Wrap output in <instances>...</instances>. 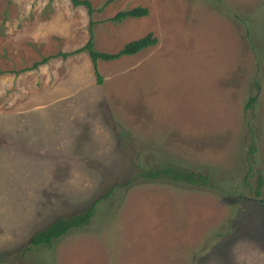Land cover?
<instances>
[{"label": "rangeland", "instance_id": "rangeland-1", "mask_svg": "<svg viewBox=\"0 0 264 264\" xmlns=\"http://www.w3.org/2000/svg\"><path fill=\"white\" fill-rule=\"evenodd\" d=\"M88 1L0 0V264H264V0ZM160 162L207 182L136 175Z\"/></svg>", "mask_w": 264, "mask_h": 264}, {"label": "trees", "instance_id": "trees-1", "mask_svg": "<svg viewBox=\"0 0 264 264\" xmlns=\"http://www.w3.org/2000/svg\"><path fill=\"white\" fill-rule=\"evenodd\" d=\"M73 5H83L87 8L88 12H91V6L88 0H70ZM147 10L145 7L142 6H134L128 9H121L117 10L110 19L112 20H118L126 16H141L146 14ZM155 38L152 36L150 32L145 33L142 36H139L137 38L131 39L126 41L122 44L121 47H119L117 50L113 52H107V51H98L93 48H91L89 42H87L82 47L87 48V53L89 54V57L92 62H94L97 58L101 59H113L117 58L121 54H131L134 53L144 47H147L148 45H151L154 43ZM76 50H73L75 52ZM67 53L71 52H62V56L67 55ZM47 59V57H43L42 59L38 61H34L30 64L28 67L21 68V70L29 69L32 67H35L38 63L44 61ZM95 79L96 82L101 81V76L95 71ZM254 97L249 96L247 101L248 103L253 101ZM249 148V154L248 158L250 162L253 160V153L255 151V148L253 147V144H248ZM249 162V163H250ZM139 171V172H138ZM138 174H136L138 177H141V179L145 180H151L155 178L159 179H167V180H173V181H181L188 184L193 183H204L207 182V177L202 172H192L189 169L176 167L168 162H160L152 167H141L138 170ZM261 184L260 177L257 176V187ZM107 190L103 195H100L98 197L93 198L89 202L85 203L79 210L73 211L69 213L68 215H58L53 217L51 220H49L43 227L36 229L29 235V240L34 245H46L49 246L55 238H58L59 236L66 233L68 230L76 227H82L85 224L89 222L91 219L96 203L105 197V195L108 194ZM257 192V190L255 189ZM258 194V193H257ZM259 204L264 209V198L259 200Z\"/></svg>", "mask_w": 264, "mask_h": 264}]
</instances>
